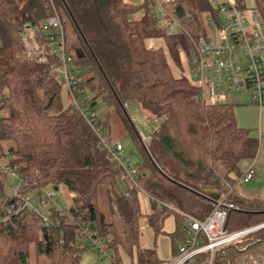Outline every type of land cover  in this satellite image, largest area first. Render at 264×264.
<instances>
[{"label": "trees", "instance_id": "trees-1", "mask_svg": "<svg viewBox=\"0 0 264 264\" xmlns=\"http://www.w3.org/2000/svg\"><path fill=\"white\" fill-rule=\"evenodd\" d=\"M240 1L236 6L241 10ZM149 2L53 0L79 87L89 95L92 110L96 112L98 100L106 105L103 116L96 113L99 131L112 144L126 131L140 147L143 160L133 186L101 147V134L66 100V88L53 70L57 59L49 54L50 46L46 62L27 56L24 33L35 46L47 41L49 32L31 31L46 19L44 2L0 0V138L10 141L7 150L31 183L66 187L73 204L63 208L113 251V264H121L119 247L130 253L137 243L140 191L151 203L148 224L156 233L163 215L176 214L172 240L179 243L182 218L167 207H157L150 197L203 219L212 209L204 190L233 191L244 173L241 163L255 158L258 150L257 138L237 124L232 103H202L190 75L175 77L168 63L169 58L180 67L182 49L193 57V41L206 23L204 15L217 24L210 1L187 0L167 7L185 27L174 35L165 33L148 10ZM141 7L145 12L136 17ZM253 8L264 22V0H253ZM156 37L164 39L166 52L145 46L146 39ZM131 102L158 121L148 144L129 118ZM228 198L238 207L228 213L227 230L264 221V194L248 199L232 192ZM83 243L75 225L46 226L23 209L0 226V264H81ZM250 248L264 253V227L219 249L214 263L236 264ZM136 257L139 264L158 261L152 251L139 248Z\"/></svg>", "mask_w": 264, "mask_h": 264}, {"label": "built area", "instance_id": "built-area-1", "mask_svg": "<svg viewBox=\"0 0 264 264\" xmlns=\"http://www.w3.org/2000/svg\"><path fill=\"white\" fill-rule=\"evenodd\" d=\"M47 8L46 19L32 26L31 31L49 32L47 41L34 45L24 33L21 37L27 56L39 62H46L47 46L50 55L57 59L53 70L60 75L67 95L66 100L75 106L91 129L99 135L101 147L122 169L123 174L133 186L136 185V171L123 156L119 142L110 143L99 131L96 112L91 109L89 95L79 87L77 70L72 65L73 56L67 52L64 30L53 0H42ZM212 8L217 12V24L210 16L209 22L215 25L211 36H199L194 42L195 54L191 58V81L199 87L198 99L206 105L223 102V92L240 89L252 91L251 101L259 107L264 106V22L253 7L246 12L237 8L235 0H212ZM159 25L167 35H174L181 30L178 21L165 9L153 12ZM1 116V114H0ZM144 144L149 137L139 131ZM16 178L17 183L10 184V191H4L0 181V226L25 209L33 212L41 221L50 227H57L62 222L75 225L82 241L89 239L98 251L108 256L104 244L89 230L88 226L74 214L67 212L56 201L57 189L53 186L31 183L28 177L19 171L11 152H0V175ZM254 175V164L243 173L242 182H248ZM232 188L211 199L212 209L203 218L176 208L155 197H150L157 207H167L182 218L183 239L177 244L176 252L165 264H214L215 253L243 236L264 227V222L240 230L229 231L225 224L229 211L236 210L237 204L230 200ZM130 195L128 189L125 190ZM146 194V193H145ZM147 195V194H146ZM237 264H264V253H245Z\"/></svg>", "mask_w": 264, "mask_h": 264}, {"label": "rangeland", "instance_id": "rangeland-1", "mask_svg": "<svg viewBox=\"0 0 264 264\" xmlns=\"http://www.w3.org/2000/svg\"><path fill=\"white\" fill-rule=\"evenodd\" d=\"M244 3L246 9L253 7V0H244ZM152 7H154L155 11L160 9L157 0H154ZM203 25L202 29L199 30L200 35L204 34L209 28L211 29L213 27V25L208 26L205 22H203ZM251 96L252 91L247 89H240L230 93L222 91L223 101L233 104L237 124L242 128L249 129L250 133L258 140V150L255 158L241 163L243 171H245L251 164H254L256 176L247 183L240 181L234 186L235 194L239 197L248 199L253 198V196H256L257 194L262 195L264 193V106L259 107L258 105L252 103ZM105 111L106 105L101 100H98L96 113L103 116ZM127 112L135 128L138 131H141L145 136H148L155 131L158 121L139 108L136 103H129L127 106ZM117 141H119L122 146L123 156L127 158L131 167L136 169L143 160L140 147L131 140L126 131L118 136ZM9 144L10 141L0 138V152L7 150ZM0 181L3 185L4 191H10L9 185H15L17 183L16 178L3 174L0 175ZM121 187L124 189L123 182L121 183ZM138 200L142 215L138 219L139 234L137 243L132 246L130 253L119 247L118 258L120 263L139 264L136 257V252L139 248L142 249V251L144 250V252L152 251L158 259L156 263L141 262L140 264H165L170 259L176 244H178L177 239L175 241L172 240V234L176 229L174 220L175 215L172 212L163 215L161 218V230L156 233L148 224V215L152 209L148 196L140 191L138 194ZM56 201L63 207H69L73 204L72 194L62 184L57 186ZM255 252L259 251L250 248L243 252L242 255L245 253ZM112 253V250H108L109 255ZM238 261L239 257L235 260L236 264ZM80 262L81 264H113L108 256L102 255L98 251L97 247L91 244L89 239H86L83 243Z\"/></svg>", "mask_w": 264, "mask_h": 264}, {"label": "crops", "instance_id": "crops-1", "mask_svg": "<svg viewBox=\"0 0 264 264\" xmlns=\"http://www.w3.org/2000/svg\"><path fill=\"white\" fill-rule=\"evenodd\" d=\"M125 2H128V3H130V4H133V5H141V4H143L144 2H146L147 0H124ZM158 1V4H159V6H160V9L161 8H163V9H165L168 13H171L170 11H168L167 9V7H173V5L174 4H176V3H184L185 1H187V0H157ZM207 1H210V3H211V1L212 0H207ZM242 1V5H244V8L243 9H241V11H244V12H246L248 9H246V7H245V3H244V0H241ZM154 2V0H151V2H149V7H148V10H150V11H152V12H155V9H154V7H152V3ZM235 2H236V0H235ZM252 7H249V9H251ZM159 9V10H160ZM144 12H145V9H144V7H141L140 8V10L135 14V16L136 17H140L141 15H143L144 14ZM171 15L178 21V23L180 24V26H181V29H182V23H181V21L180 20H178V18L177 17H175V15L174 14H172L171 13ZM209 18H210V16H206V15H204L203 16V19H205L206 20V24L209 26V25H213V27L210 29H208V31H206L207 32V34H205V35H199V36H211V35H213V33H214V30H213V28L215 27V25L214 24H212L211 22H209ZM184 27V26H183ZM162 29L165 31V29L162 27ZM184 29H185V27H184ZM165 33H166V31H165ZM189 34V33H188ZM198 36V37H199ZM197 37V38H198ZM196 38V39H197ZM196 39L193 41V44H194V42L196 41ZM144 43H145V46L146 47H148V48H153V49H162L163 51H165L166 52V47H165V42H164V39L163 38H161V37H156V38H148V39H146L145 41H144ZM179 61H180V67H176L173 63H172V61L168 58V63H169V65H170V68H171V71H172V74L175 76V77H178L180 74H184V75H186V76H188V74L190 75V72H191V70H192V64H191V58L186 54V52L182 49V50H180V52H179ZM237 121V120H236ZM256 176V170L254 169V175H253V177H255ZM252 177V178H253ZM251 178V179H252ZM126 190V189H125ZM206 191H209V192H212V193H218V195L220 196L221 194H223V193H225V192H223V193H219V192H217L216 190H212V189H205ZM204 190V191H205ZM232 192H234V190L232 191ZM235 193V192H234ZM264 194V193H263ZM262 194V195H263ZM205 195V194H204ZM237 195V194H236ZM207 196V195H206ZM218 196V197H219ZM256 196H261V195H256ZM256 196H253V197H256ZM208 197V196H207ZM211 199H214V198H211ZM217 199V198H216ZM150 202V201H149ZM151 204V203H150ZM181 217V216H180ZM176 219H177V216H176V214H175V222H176ZM264 222V221H263ZM171 256H172V254H171ZM170 256V257H171Z\"/></svg>", "mask_w": 264, "mask_h": 264}, {"label": "water", "instance_id": "water-1", "mask_svg": "<svg viewBox=\"0 0 264 264\" xmlns=\"http://www.w3.org/2000/svg\"><path fill=\"white\" fill-rule=\"evenodd\" d=\"M54 189L56 190L57 189V186H54ZM207 195L208 197H210V198H214V199H216V198H218V193H212V192H209V191H204V193H203V195Z\"/></svg>", "mask_w": 264, "mask_h": 264}]
</instances>
